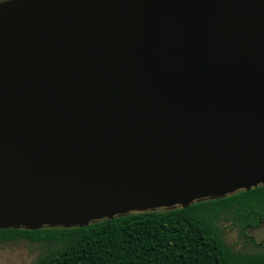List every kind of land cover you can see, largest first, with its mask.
Masks as SVG:
<instances>
[{"label": "water", "instance_id": "obj_1", "mask_svg": "<svg viewBox=\"0 0 264 264\" xmlns=\"http://www.w3.org/2000/svg\"><path fill=\"white\" fill-rule=\"evenodd\" d=\"M260 186L264 0L0 2V229Z\"/></svg>", "mask_w": 264, "mask_h": 264}, {"label": "trees", "instance_id": "obj_2", "mask_svg": "<svg viewBox=\"0 0 264 264\" xmlns=\"http://www.w3.org/2000/svg\"><path fill=\"white\" fill-rule=\"evenodd\" d=\"M224 219L239 222L250 239L247 231L264 223V186L82 228L0 229V242L47 247L32 264H264V243L254 252L236 250L226 241Z\"/></svg>", "mask_w": 264, "mask_h": 264}, {"label": "rangeland", "instance_id": "obj_3", "mask_svg": "<svg viewBox=\"0 0 264 264\" xmlns=\"http://www.w3.org/2000/svg\"><path fill=\"white\" fill-rule=\"evenodd\" d=\"M228 244L240 252H254L264 243V223L247 231L250 239L240 231V223L224 219L221 223ZM47 252V247L28 240L0 242V264H32Z\"/></svg>", "mask_w": 264, "mask_h": 264}]
</instances>
